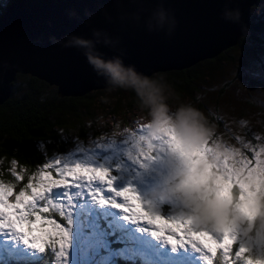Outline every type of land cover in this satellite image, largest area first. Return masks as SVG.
<instances>
[{
	"label": "rangeland",
	"instance_id": "1",
	"mask_svg": "<svg viewBox=\"0 0 264 264\" xmlns=\"http://www.w3.org/2000/svg\"><path fill=\"white\" fill-rule=\"evenodd\" d=\"M263 11L264 0H256L250 7L249 17H260ZM248 34L251 35L250 39L247 38L243 45L237 43L232 46L225 53L226 60L219 61L209 74L202 75L190 95L176 97L167 83L149 76L164 84V103L168 106V114L165 115L166 110L161 108L151 125L147 123L151 119L148 107L137 103L128 107L126 100H122L130 93L137 95L132 88L105 89V95L98 96L100 102L105 104V111L97 114L98 135L92 134L84 140L72 138L71 145L63 153H54L46 163L60 159L64 164L119 165L117 187H135L146 204L165 216L177 215L199 221L205 217L213 220L230 213L233 207L232 191L238 196V189L232 190L231 186L237 173L231 168L225 171L223 166L216 167L221 158L226 161L227 156L217 149L209 160L205 144L214 133L222 135L225 143L237 147L241 145L230 139L233 135H246L248 139L256 134L264 136V79L253 75L264 63V45L259 43V37L256 41V34L250 29ZM116 94L117 99L113 97ZM114 105H117L118 112L106 114V109ZM182 105H190L197 112H181L177 118V109ZM197 113L205 127L196 124ZM141 126L148 130L149 138L153 141L166 137V143L177 142L182 148L181 153L157 152L155 158L145 161L140 167L131 165L127 154L133 151L136 141L123 144V140L128 138L132 130L136 131ZM101 134L107 135L100 142L117 140L119 143L97 148L89 137L98 139ZM253 143H264V140H253ZM155 187H159L161 195L147 198L145 194ZM174 193H179L178 199L173 198ZM111 211L110 215L115 217L118 210ZM113 224L120 230L117 238L124 239L120 247L112 248L111 244L99 248L95 238L83 240L72 264H115L114 257L129 259L131 256L151 259V264H202L200 254L190 248H178L173 252L163 240H156L148 233H138L135 225H121L113 220L109 227ZM100 235L102 233L96 234L97 237ZM238 243L247 246L253 258L264 257V237L249 239L242 236ZM18 255L30 259L40 258L24 250L18 240L13 242L7 240L5 235H0V257Z\"/></svg>",
	"mask_w": 264,
	"mask_h": 264
},
{
	"label": "snow or ice",
	"instance_id": "2",
	"mask_svg": "<svg viewBox=\"0 0 264 264\" xmlns=\"http://www.w3.org/2000/svg\"><path fill=\"white\" fill-rule=\"evenodd\" d=\"M253 75L264 79V63ZM106 135L89 140L97 148L119 143L100 142ZM166 139L153 141L143 126L132 130L123 140V144L136 141L127 160L140 167L155 158L157 152L179 155L181 146L175 141L166 143ZM230 139L241 147L225 143L217 133L205 144L209 160L217 149L227 156L216 167L223 166L225 171L231 168L237 173L231 186L232 190L238 189V196L233 195L228 214L199 221L162 215L142 200L135 187H117L119 165L64 164L57 159L27 173L24 168L18 169L13 159L6 169L0 167V172L7 170L12 178H0V235L13 242L18 240L24 250L46 257L48 264H72L83 240L95 238L99 248L111 245L120 235L114 224L109 227L115 220L121 225L137 226L140 234L163 240L173 252L178 248L192 249L200 254L202 264H264V257L253 258L249 248L238 243L242 236L252 239L254 222L264 226V143H253L264 140V136L256 134L248 139L246 135H233ZM173 198L178 199L179 193H174ZM111 210H118L115 217L110 215ZM97 233L102 235L97 237Z\"/></svg>",
	"mask_w": 264,
	"mask_h": 264
},
{
	"label": "water",
	"instance_id": "3",
	"mask_svg": "<svg viewBox=\"0 0 264 264\" xmlns=\"http://www.w3.org/2000/svg\"><path fill=\"white\" fill-rule=\"evenodd\" d=\"M256 0H13L0 14V105L17 74L55 88L58 97L108 89L69 36L98 40L105 58L150 76L186 69L236 45ZM164 18L156 15L158 9ZM236 13L239 18L236 19ZM99 32V36H94ZM110 39L111 43H103ZM54 40L56 42H54ZM147 198L161 195L159 187Z\"/></svg>",
	"mask_w": 264,
	"mask_h": 264
},
{
	"label": "trees",
	"instance_id": "4",
	"mask_svg": "<svg viewBox=\"0 0 264 264\" xmlns=\"http://www.w3.org/2000/svg\"><path fill=\"white\" fill-rule=\"evenodd\" d=\"M12 1H0V14ZM250 20L249 29L256 34V41L259 37V43L264 45V11L260 17H251ZM247 38L250 39L251 35L240 37L238 44L243 45ZM231 48L186 69L156 72L150 76L167 83L176 97L190 95L195 91V84L202 75L209 74L219 61L227 59L225 53ZM105 92V89H100L79 97H58L53 86L35 77L17 74L11 83L10 97L0 105V167L6 169L15 159L18 169L24 168L27 173H33L54 153H63L71 145L72 138L77 139L78 136L80 140H84L92 134L98 135L97 114L105 111V104L100 102L98 96L103 97ZM113 97L117 99L118 95ZM122 100H126L128 107L132 103L143 106L140 98L132 93L124 99L122 97ZM116 112L117 105L106 109V114ZM0 178L12 179L7 170L0 172ZM235 194L233 190L232 197ZM250 235L252 239L264 237V226L254 222ZM114 240L116 241L111 242L112 248L120 247L124 243V239ZM114 261L115 264H151V259L134 256L129 259L114 257ZM0 264H48V260L46 257L30 259L18 255L6 256L0 259Z\"/></svg>",
	"mask_w": 264,
	"mask_h": 264
},
{
	"label": "clouds",
	"instance_id": "5",
	"mask_svg": "<svg viewBox=\"0 0 264 264\" xmlns=\"http://www.w3.org/2000/svg\"><path fill=\"white\" fill-rule=\"evenodd\" d=\"M156 15L162 19L166 16V12L161 7L158 9ZM235 18H239L238 13H236ZM93 35L99 36L100 33L94 32ZM54 42L56 41L54 40ZM97 43H99L98 40L72 35L69 36L64 46L82 49L93 70L99 76L104 77L111 87L132 88L140 98L142 105L149 109V116L151 117L147 122L149 125L156 120L157 114L161 108L166 110L165 115H167L168 106L164 103L165 97L163 95L164 84L152 77L138 73L134 66L124 65L122 59L118 56L105 58L96 50L95 45ZM103 43L108 45L111 43V40L105 39ZM187 111L193 113L197 112V110L191 108L190 105H182L180 109H177V118L180 117L181 112ZM196 124L200 127H205L204 123L200 121L198 113L196 116Z\"/></svg>",
	"mask_w": 264,
	"mask_h": 264
}]
</instances>
